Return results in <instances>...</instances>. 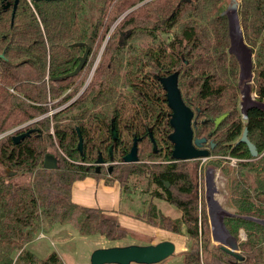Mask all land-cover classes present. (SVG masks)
<instances>
[{
	"label": "trees",
	"instance_id": "16d2710c",
	"mask_svg": "<svg viewBox=\"0 0 264 264\" xmlns=\"http://www.w3.org/2000/svg\"><path fill=\"white\" fill-rule=\"evenodd\" d=\"M231 1L55 0L34 8L24 3L14 16L0 13V134L15 129L0 138V264H64L56 251L40 258L27 247L57 225L72 224L82 235L109 240L127 237L131 230L117 214L74 202L72 187L93 176L108 184L119 181L123 188L127 175L135 174L148 175L156 185L153 196L180 210L179 217H172L150 204L147 216L136 217L187 235L183 264H264V109L252 106L246 118L241 111L242 65L230 51V22L224 14ZM237 2L242 36L252 54L251 91L264 103V0ZM129 8L133 10L113 30ZM127 31L124 43L118 36ZM146 39L151 42L138 43ZM77 42L90 47L85 66L73 77L58 79L78 65L86 46H75ZM104 42L101 60L83 88L85 71L94 65L90 57H97ZM176 71L183 99L195 112L194 137L208 138L204 147L209 146L210 156L239 159L235 168L224 159L213 163L229 178L224 225L237 239L242 259L213 239L195 179L200 158L172 157L171 109L159 77ZM226 113L215 127L214 119ZM246 128L258 157L241 141ZM29 130L15 143L14 135ZM135 139L140 157L146 153L163 162L125 163V150ZM56 145L62 152L59 167L46 169L45 155ZM100 154L106 169L97 173ZM9 170L16 174L9 176Z\"/></svg>",
	"mask_w": 264,
	"mask_h": 264
},
{
	"label": "rangeland",
	"instance_id": "374dc122",
	"mask_svg": "<svg viewBox=\"0 0 264 264\" xmlns=\"http://www.w3.org/2000/svg\"><path fill=\"white\" fill-rule=\"evenodd\" d=\"M120 0H115V3ZM113 4L111 6H113ZM140 6V5H139ZM133 8H129L126 12L121 15L115 23L112 25V29L118 27L123 20V17ZM92 13V12H91ZM111 29V30H112ZM117 29V28H116ZM162 37H166L163 35ZM161 37V38H162ZM120 36H118V39ZM151 42L150 40H139L138 43L146 44ZM107 42H104L100 52H98L97 57L93 58L94 65L89 73V70L85 71L88 75L87 81L83 88L90 82L93 74V70L99 63L102 57V52L105 49ZM236 46V45H235ZM235 50L239 53L238 48L235 47ZM240 55V53H239ZM243 58V57H242ZM243 60V59H242ZM251 62L249 63L248 69L243 64L242 66V79H243V94L244 91L249 88V94L255 99L256 94L251 91V85H254V74L252 73ZM82 88V89H83ZM80 90V89H79ZM79 93V92H78ZM241 102H245L244 97L242 96ZM15 129L9 130L2 134L7 135L14 131ZM206 148H209L207 146ZM51 151L60 158V154H62L61 150H59V146L56 145L54 148H51ZM140 157V155H139ZM229 155H221V154H213L208 158H200V162L198 163V167L195 172V179L198 185V197L200 199V205H202L201 200L205 201L207 205L208 217L210 220V225L212 229V236L216 235L217 237L224 239L220 236L221 233H225L224 227L222 223L224 222L225 210L224 207L227 206V197L229 195L228 190V176L223 173L221 166L215 165L213 161L215 159H224V163H229L231 167H236L238 165L232 163V161L228 158ZM141 159L138 161L139 165L144 163L148 165L160 164L163 160L149 158L146 153H142ZM113 166V165H110ZM193 166V165H192ZM106 167V166H105ZM114 167V166H113ZM106 169V168H105ZM104 169V170H105ZM118 174H115L117 176ZM127 175V173H126ZM16 180H20L17 178ZM23 180V178H22ZM123 201H122V210H127L131 213L135 214V218L137 215L147 216V212L149 209V205H156L160 211L166 215H170L172 217H179L181 212L175 206L155 198L153 196V191L156 189V185L152 183L150 177L148 175L135 174V175H127L125 181L123 183ZM93 201L96 205L100 206L95 199V191H93ZM208 196L212 198L208 201ZM214 223V228L211 223ZM139 219V218H137ZM142 221L141 219H139ZM215 225H217V230ZM130 229V228H129ZM131 232L120 240H109L102 235H82L78 229L72 224L65 225H57L51 232L45 233L40 232L36 237L27 245V247L33 251H35L40 258H46L50 253L56 251L64 264H91V255L94 250L98 248H108L112 246H125L130 244H156L163 240H172L176 246V253L169 257L168 259L157 263V264H183L182 261V253L187 250L189 246V239L187 235H181L172 233L166 230H161L158 227H154L144 221L139 223L136 228L130 229ZM242 237H245L244 231L241 233ZM217 243V242H216ZM138 264V263H132Z\"/></svg>",
	"mask_w": 264,
	"mask_h": 264
},
{
	"label": "water",
	"instance_id": "95a60500",
	"mask_svg": "<svg viewBox=\"0 0 264 264\" xmlns=\"http://www.w3.org/2000/svg\"><path fill=\"white\" fill-rule=\"evenodd\" d=\"M34 2H51L55 0H32ZM183 1H191V0H183ZM224 14H226L229 18L230 22V33L232 38V45L230 47V51L235 53L240 62L243 66V60L242 57L239 55V53L235 50V39H234V26L239 30L240 33V39L245 47L247 53H248V59L249 62H251V68H252V54L250 49L246 46L243 36H242V30L239 23V17H238V2L237 0H232L230 6L224 11ZM128 36V35H127ZM126 43V41L124 42ZM75 46H86V49L79 57V63L76 66V68L68 73L67 75L63 77H57L59 78H67V77H73L83 69L85 66V63L89 57L90 54V47L88 45H85L83 42H77L75 43ZM179 75L180 72L176 71L173 72L167 76H161L159 77L163 88L166 91V97L168 101V105L171 109L170 114V124L173 128V131L169 135L170 141L173 143V152L172 157L175 160H193L198 158H208L210 156V149L204 147V145L208 142L207 137L202 138H195L194 137V129H193V122L195 117V112L193 109H191L184 101L181 89L179 87ZM92 76V74H91ZM241 73V80L243 81ZM249 92V88H248ZM243 94V90H242ZM244 97V95H242ZM252 106H259L264 109V103L257 101L254 99V102L246 107H244V103L241 102V111L243 116L247 117L248 109ZM198 111H200V108H198ZM227 117V113L223 114L217 118L214 119L215 127H218L221 122ZM31 130L26 131L24 133L16 134L13 136L15 143H19L21 140H23L26 136H29L31 134ZM112 136L114 140L118 139V132L116 130L115 124L113 122L112 127ZM152 137V134H151ZM154 144V151L156 152L158 147L156 141L153 139ZM241 141L248 144L251 155L253 157L259 156V151L257 150L254 143H252L248 137V129L246 128L244 130V133L241 137ZM212 147H214V144H212ZM78 149L82 155V159H84V139L79 132V143H78ZM110 159L111 161L114 160L113 156V146L110 148ZM123 161L125 163H134L139 161V154H138V139L134 140V144L130 151L126 153V155L123 157ZM98 164L103 163V157L102 154L99 155L97 161ZM59 167V159L53 152H48L45 155L44 159V168L46 169H57ZM99 168V167H98ZM113 166H110L109 171H112ZM99 170V169H98ZM7 174L9 176L15 175V171H7ZM169 185V183H167ZM210 196H208V201L211 200ZM225 214L226 211H225ZM262 224H264V220H260ZM211 223L212 227L214 228V223L212 221L211 217ZM225 233L228 235V238L221 239L217 237L216 235H213V239L217 243H221L223 245V248L229 252L232 255H235L242 259V257L239 255V244L235 237H233L229 231L225 228L224 222L222 223ZM177 246L172 240H163L161 242H158L156 244L150 243L146 245L141 244H130L125 246H112L108 248H98L93 251L91 255V264H132V263H138V264H157L160 263L169 257L173 256L176 253Z\"/></svg>",
	"mask_w": 264,
	"mask_h": 264
},
{
	"label": "crops",
	"instance_id": "0c3cea01",
	"mask_svg": "<svg viewBox=\"0 0 264 264\" xmlns=\"http://www.w3.org/2000/svg\"><path fill=\"white\" fill-rule=\"evenodd\" d=\"M93 191H95V199L100 206L93 201ZM123 191L119 181L108 184L104 178L97 179L88 176L73 184L72 199L80 205L101 208L106 212L117 214L123 226L130 229L136 228L142 221L135 218L134 213L122 210Z\"/></svg>",
	"mask_w": 264,
	"mask_h": 264
},
{
	"label": "flooded vegetation",
	"instance_id": "af4514ba",
	"mask_svg": "<svg viewBox=\"0 0 264 264\" xmlns=\"http://www.w3.org/2000/svg\"><path fill=\"white\" fill-rule=\"evenodd\" d=\"M43 2H45V1L34 2L32 0H0V13H4L5 15L8 13H12V15L14 16L17 8L24 5V3H28L32 8H34L35 3H43ZM127 35H129V31L122 32V34L120 35V38L122 39L123 42L126 41V39L128 37ZM130 150L126 149L125 155ZM105 166H106V164H104V163L98 164L96 162L95 163V169H96L97 173H102Z\"/></svg>",
	"mask_w": 264,
	"mask_h": 264
},
{
	"label": "bare ground",
	"instance_id": "6f19581e",
	"mask_svg": "<svg viewBox=\"0 0 264 264\" xmlns=\"http://www.w3.org/2000/svg\"><path fill=\"white\" fill-rule=\"evenodd\" d=\"M234 39H235V45L238 48V51L240 53V56L243 57V64L246 66V68L248 69L249 67V59H248V53L245 49V47L243 46L241 39H240V33L238 28L236 27V25L234 26ZM244 107L252 104L254 102V98L249 94L248 92V88L244 91ZM216 230H217V225H215ZM218 231V230H217ZM221 237H223L224 239L228 238V235L226 233H221L220 234Z\"/></svg>",
	"mask_w": 264,
	"mask_h": 264
},
{
	"label": "built area",
	"instance_id": "2783aa9c",
	"mask_svg": "<svg viewBox=\"0 0 264 264\" xmlns=\"http://www.w3.org/2000/svg\"><path fill=\"white\" fill-rule=\"evenodd\" d=\"M2 83V80H1V67H0V84ZM9 91L12 92V93H16L17 94V91L13 88V87H9ZM4 134H0V138L3 137ZM232 163L234 164H237L239 162V159L238 158H235V157H228ZM205 159V158H204Z\"/></svg>",
	"mask_w": 264,
	"mask_h": 264
}]
</instances>
